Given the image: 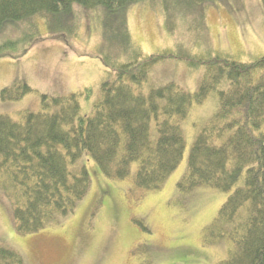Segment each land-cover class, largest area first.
Masks as SVG:
<instances>
[{"label":"trees","instance_id":"16d2710c","mask_svg":"<svg viewBox=\"0 0 264 264\" xmlns=\"http://www.w3.org/2000/svg\"><path fill=\"white\" fill-rule=\"evenodd\" d=\"M141 1L0 0V30L20 25L21 41L31 40L28 48L42 37L33 36L37 18L52 38H65V31L75 27V4L115 14ZM157 1L171 16L215 0ZM13 45L9 39L0 43V57ZM137 54L139 59L114 66L102 60L108 70L88 116L80 115L78 98L88 95L89 88L43 96L42 110L20 111L18 119L0 113V191L9 202L15 230L35 233L74 211L90 182L85 167L70 168L83 153L113 179L126 178L130 164L137 162L135 188L159 189L183 156L180 121L193 104L215 93L218 108L196 134L178 188L231 191L206 232L213 233L211 243L228 242L227 256L216 264H264V56L248 63L220 56L191 60L193 66L206 64L196 91L169 82L143 93L133 85L145 82L151 68L172 55ZM32 90L15 81L0 90V98L19 100ZM0 264H24V259L0 241Z\"/></svg>","mask_w":264,"mask_h":264},{"label":"rangeland","instance_id":"374dc122","mask_svg":"<svg viewBox=\"0 0 264 264\" xmlns=\"http://www.w3.org/2000/svg\"><path fill=\"white\" fill-rule=\"evenodd\" d=\"M73 31L52 38L41 18L28 48L20 39L21 26L7 24L0 43H16L0 57V90L15 81L33 90L19 100H2L0 113L13 119L23 110L43 109V96H79L80 115L88 116L100 98L107 67L168 52L136 90L174 82L188 92L198 89L206 64L191 60L226 57L253 62L264 56L263 0H215L200 3L188 13L167 16L157 0H144L125 12L107 14L102 8L74 5ZM32 31V30H31ZM218 99L211 93L193 104L180 121L185 147L182 159L156 190L134 186L137 162L124 179L107 177L96 161L83 153L75 165L85 167L90 182L74 211L35 233L15 230L8 200L0 191V241L17 250L24 264H216L227 256L228 242H209L206 236L221 205L231 193L209 186L189 191L178 188L185 174L196 134L213 116ZM205 237V238H204Z\"/></svg>","mask_w":264,"mask_h":264}]
</instances>
